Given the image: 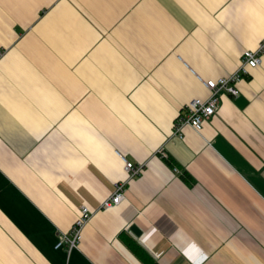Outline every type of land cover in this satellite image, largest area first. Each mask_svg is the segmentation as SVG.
Returning <instances> with one entry per match:
<instances>
[{
    "label": "crops",
    "instance_id": "0c3cea01",
    "mask_svg": "<svg viewBox=\"0 0 264 264\" xmlns=\"http://www.w3.org/2000/svg\"><path fill=\"white\" fill-rule=\"evenodd\" d=\"M262 41L264 0H0V264H264V53L172 137Z\"/></svg>",
    "mask_w": 264,
    "mask_h": 264
},
{
    "label": "built area",
    "instance_id": "2783aa9c",
    "mask_svg": "<svg viewBox=\"0 0 264 264\" xmlns=\"http://www.w3.org/2000/svg\"><path fill=\"white\" fill-rule=\"evenodd\" d=\"M264 53V41L254 51H244L241 56L239 66L234 73L228 77H221L216 80L203 81L204 87L209 91L206 99H193L175 118L172 125V137L182 138L184 127H190L199 133L205 120L211 118L218 108V100L221 94H227L230 97H237L239 91L237 85L248 76L249 69L258 67L261 63V56ZM1 56V53H0ZM163 157L166 155L160 151ZM124 169L127 173L126 181L114 185L110 195L99 204L97 209L91 210L85 204L79 207L78 215L74 220L70 230L66 233H60L56 243V249L66 248L68 251L78 249L82 238V231L91 219L95 211L112 209L125 201L126 184L129 180L139 176L144 169V165H135L124 160Z\"/></svg>",
    "mask_w": 264,
    "mask_h": 264
},
{
    "label": "water",
    "instance_id": "95a60500",
    "mask_svg": "<svg viewBox=\"0 0 264 264\" xmlns=\"http://www.w3.org/2000/svg\"><path fill=\"white\" fill-rule=\"evenodd\" d=\"M131 231H132L135 235H138V231H137V229H136L135 226H132V227H131Z\"/></svg>",
    "mask_w": 264,
    "mask_h": 264
},
{
    "label": "trees",
    "instance_id": "16d2710c",
    "mask_svg": "<svg viewBox=\"0 0 264 264\" xmlns=\"http://www.w3.org/2000/svg\"><path fill=\"white\" fill-rule=\"evenodd\" d=\"M127 245L129 246V247H133L134 248V245L132 244V243H127Z\"/></svg>",
    "mask_w": 264,
    "mask_h": 264
}]
</instances>
